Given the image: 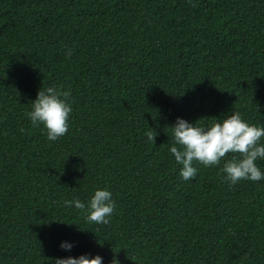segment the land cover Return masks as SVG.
<instances>
[{"label": "trees", "instance_id": "trees-1", "mask_svg": "<svg viewBox=\"0 0 264 264\" xmlns=\"http://www.w3.org/2000/svg\"><path fill=\"white\" fill-rule=\"evenodd\" d=\"M56 85L72 111L48 140L26 112ZM233 110L264 125V0H0V264H264V179L229 183L226 153L183 180L168 151L177 116ZM96 187L106 224L62 203Z\"/></svg>", "mask_w": 264, "mask_h": 264}, {"label": "clouds", "instance_id": "clouds-1", "mask_svg": "<svg viewBox=\"0 0 264 264\" xmlns=\"http://www.w3.org/2000/svg\"><path fill=\"white\" fill-rule=\"evenodd\" d=\"M71 54L72 49L66 48L65 55ZM69 97L70 89L56 85L39 88L35 98L30 100V110L26 116L33 126H42L48 140L57 139L68 129L69 113L72 111ZM170 127L173 143L168 151L180 165L178 174L181 179L195 177L197 169L193 161L204 166L216 165L226 153L239 154L223 160L221 171L229 183L242 179H264V169L256 163L258 159H264V142L261 141L264 125L249 123L241 112L228 111L207 124L177 116ZM153 137L152 132L147 133L148 141L154 143ZM62 203L83 210L85 218L97 224L108 223L115 206L113 195L107 187L94 188L86 201L73 197ZM58 247L70 250L73 242L61 240ZM52 264H103V257L82 253L55 257ZM108 264H120V260L113 254Z\"/></svg>", "mask_w": 264, "mask_h": 264}]
</instances>
